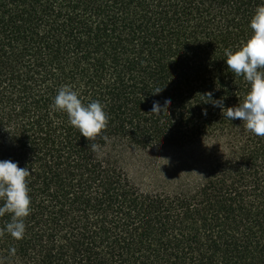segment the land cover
I'll return each mask as SVG.
<instances>
[{"label":"trees","instance_id":"1","mask_svg":"<svg viewBox=\"0 0 264 264\" xmlns=\"http://www.w3.org/2000/svg\"><path fill=\"white\" fill-rule=\"evenodd\" d=\"M261 3L0 0V160L30 171L31 197L22 239L0 216V264H264V137L202 102L243 101L224 52ZM64 85L104 105L95 140L53 107ZM204 141L214 151L194 186L144 190L123 164L129 149Z\"/></svg>","mask_w":264,"mask_h":264},{"label":"clouds","instance_id":"2","mask_svg":"<svg viewBox=\"0 0 264 264\" xmlns=\"http://www.w3.org/2000/svg\"><path fill=\"white\" fill-rule=\"evenodd\" d=\"M251 35L237 49H225L227 70L235 77H242L249 85L243 101L237 106L225 107L224 97L213 98L211 91L203 94L202 102L210 103L219 108L223 119L230 121L239 119L246 131L264 137V3L258 5L250 19ZM163 87L156 88L153 94H159ZM171 103L170 97L165 96L162 103L154 101L150 113L159 116ZM56 111L67 114L69 124L79 131L80 136L90 140L102 133L107 124V114L104 105L93 100L83 103L78 98V92L70 85L61 86L53 98ZM207 115L206 109L203 112ZM107 140V137H103ZM93 152L98 151L96 144L91 145ZM30 171L18 166L11 160H0V216L8 214L9 222L3 232L15 240H20L25 234V218L31 212V197L27 177ZM10 255L15 249L9 250Z\"/></svg>","mask_w":264,"mask_h":264},{"label":"rangeland","instance_id":"3","mask_svg":"<svg viewBox=\"0 0 264 264\" xmlns=\"http://www.w3.org/2000/svg\"><path fill=\"white\" fill-rule=\"evenodd\" d=\"M214 142L204 141L185 147H162L152 150L129 149L123 164L131 179L144 190L176 189L203 178Z\"/></svg>","mask_w":264,"mask_h":264}]
</instances>
